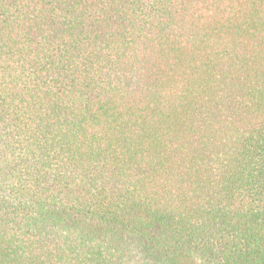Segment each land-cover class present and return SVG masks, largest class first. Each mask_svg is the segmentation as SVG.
I'll return each mask as SVG.
<instances>
[{
	"label": "trees",
	"instance_id": "1",
	"mask_svg": "<svg viewBox=\"0 0 264 264\" xmlns=\"http://www.w3.org/2000/svg\"><path fill=\"white\" fill-rule=\"evenodd\" d=\"M0 264H264V0H0Z\"/></svg>",
	"mask_w": 264,
	"mask_h": 264
}]
</instances>
